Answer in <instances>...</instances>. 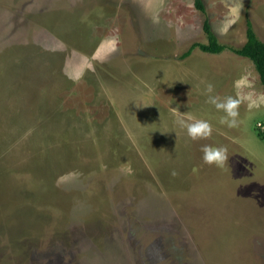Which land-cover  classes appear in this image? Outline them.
Here are the masks:
<instances>
[{"label": "rangeland", "instance_id": "obj_1", "mask_svg": "<svg viewBox=\"0 0 264 264\" xmlns=\"http://www.w3.org/2000/svg\"><path fill=\"white\" fill-rule=\"evenodd\" d=\"M202 2L220 44L241 47L247 20L264 41V0ZM203 21L194 0H0V264H264V88L228 49L181 57L207 43ZM145 61L176 68L180 87L245 78L239 126L175 151L156 117L124 129L110 78ZM203 145L226 146L228 168Z\"/></svg>", "mask_w": 264, "mask_h": 264}, {"label": "crops", "instance_id": "obj_2", "mask_svg": "<svg viewBox=\"0 0 264 264\" xmlns=\"http://www.w3.org/2000/svg\"><path fill=\"white\" fill-rule=\"evenodd\" d=\"M195 52L213 57L222 54L223 52H225V50L220 54H209V53H204L200 50H195L192 51L190 56L191 55L193 56V53ZM238 59L242 61V58L238 57ZM124 60H125L124 63L123 62L119 63L118 61H116L111 66L114 68L117 66H122L126 68L129 65L133 64L134 67L135 63H131L133 62V60L130 62L128 57L125 58ZM150 62L149 61L147 62L145 61V63L141 62L142 63L141 70L143 71V73L139 75L137 74L139 78L144 79L147 82L144 85L142 83L139 84L137 82L139 79L133 73L130 74V76L128 77L124 76L122 78H119L117 76V78L115 77L110 78V82H109L110 95H111V102L113 108L111 114H120L118 120L121 122V124L124 125L125 127L124 129L126 128L128 130H130L131 128L134 129L136 125H140L143 122H147L149 119L152 120V118L156 117L158 120V126L161 127V131H163L164 133L163 142L166 150L175 151V149L178 148L177 145H180L179 148L181 149L182 145L178 141H183V138H185V140H188L189 143L193 144L194 140L190 139L188 135H185V137H183V133L187 134L186 130L180 129L175 124V120L177 119V116L174 113V108H176L185 117L191 115L198 119L207 120L212 125V134H214L211 135L210 137L213 136L216 138H220V140L221 139L225 140L226 139L225 135L230 134V131L226 128H223V126H221L224 125V122L221 120L224 119V117H221L219 121H217L216 119L211 121L208 115L202 113L204 112V110L193 108V106L191 105L192 101H194L196 104H204L207 101V97L209 94L206 93V90H202V88L199 87L200 85L199 83L200 82L205 83L203 85L207 86V84L209 83L213 84L216 81V79L209 78L206 79L205 82H203L201 79L198 78L196 82L185 85L183 84L180 87L179 85L180 79H176L174 77V74L177 71L176 68L171 66H165L164 63L157 65L155 64V62H151V63ZM121 70L122 69H119V71ZM131 72H133V70ZM151 72L154 73L151 74ZM217 74H218L217 71L211 73V75H217ZM230 74L231 73H229V75ZM227 76L228 74L225 75L226 78H223L224 81L222 80L223 81L222 83H220L218 80V85L213 84L218 88L216 89V91H213L211 95L218 96L217 95L218 93H222L220 94L221 98L228 95L241 98L244 94L238 93L237 91L234 92L232 90L233 84L243 83L246 85V79L245 78H243V80L234 79L233 77L227 78ZM183 88H187V91L185 92L184 95L182 92ZM188 100H192L190 105L188 104ZM196 114H201V115L199 116ZM210 137L206 138V140H202V139L199 140L201 142L204 141L207 144H213V143L215 144V142L211 143L209 141Z\"/></svg>", "mask_w": 264, "mask_h": 264}, {"label": "clouds", "instance_id": "obj_3", "mask_svg": "<svg viewBox=\"0 0 264 264\" xmlns=\"http://www.w3.org/2000/svg\"><path fill=\"white\" fill-rule=\"evenodd\" d=\"M242 5H234L229 9L230 19H227L223 26V31L226 32L232 24L236 22L241 13ZM214 91V85L209 83L206 86V93H208L206 103L211 104L218 111H222L224 115L223 122L230 128L239 126V105L241 99L236 96H225L220 98L211 95ZM252 105H250L251 107ZM258 106V105H257ZM143 107V106H142ZM174 113L177 116L175 124L183 130H186L188 137L192 140L206 139L212 135V125L205 119H198L194 116L188 115L185 117L174 108ZM203 153L202 159L204 163L213 165L217 168H228L229 150L226 146L203 145L201 148ZM175 175V173H173Z\"/></svg>", "mask_w": 264, "mask_h": 264}, {"label": "trees", "instance_id": "obj_4", "mask_svg": "<svg viewBox=\"0 0 264 264\" xmlns=\"http://www.w3.org/2000/svg\"><path fill=\"white\" fill-rule=\"evenodd\" d=\"M194 7L199 11L204 21L202 23V31L207 38V43H194L191 47L182 54V58L190 56L193 50L198 49L204 53L220 54L224 50L228 49L240 57L249 59L258 73L261 85L264 87V41H260L249 20L246 21V42L238 48L227 47L218 42L215 34L213 33L206 16V9L202 0H194Z\"/></svg>", "mask_w": 264, "mask_h": 264}]
</instances>
